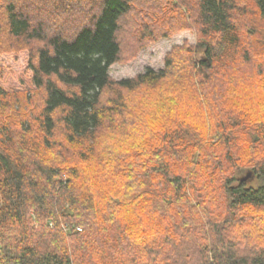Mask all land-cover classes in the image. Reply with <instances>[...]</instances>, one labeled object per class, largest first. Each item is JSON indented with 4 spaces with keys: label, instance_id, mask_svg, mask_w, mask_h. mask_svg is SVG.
<instances>
[{
    "label": "trees",
    "instance_id": "trees-1",
    "mask_svg": "<svg viewBox=\"0 0 264 264\" xmlns=\"http://www.w3.org/2000/svg\"><path fill=\"white\" fill-rule=\"evenodd\" d=\"M241 1L0 0V51L43 43L27 112L7 115L0 88V264H264V49L253 64ZM244 1L264 22V0ZM143 12L197 43L114 82L120 36L162 37ZM231 58L252 76L236 79ZM139 90L141 129L167 142L107 148L104 121Z\"/></svg>",
    "mask_w": 264,
    "mask_h": 264
},
{
    "label": "rangeland",
    "instance_id": "rangeland-1",
    "mask_svg": "<svg viewBox=\"0 0 264 264\" xmlns=\"http://www.w3.org/2000/svg\"><path fill=\"white\" fill-rule=\"evenodd\" d=\"M239 5V12L240 14L242 13L240 19L241 26H244L246 29L251 28L260 35L253 38V46L248 47L250 54H253L251 61L255 64L254 59L256 56L263 59L261 52L264 49V45L263 43L260 44L257 40H260L264 35V22L258 18L250 2L246 4V1L242 0ZM144 15V12L138 15L140 21H143L152 28L153 35L160 34L162 37H158L154 40L151 38L147 39L142 36L140 30H137L135 34L133 33V37L138 40L137 42L131 41L130 37L126 34L120 36V42H122L125 53L122 52L123 56L124 54L125 56L124 59L122 58L121 62L114 64L109 69V75L114 82L133 78L143 73L148 68L154 71H160L164 68L166 56L172 52L175 47L184 48L185 45L194 46L197 43V35L193 30L182 29L162 35L161 33L164 32V25L162 24L160 28L156 21H150L149 19L144 20ZM131 18H136V16H131ZM47 29L46 33L49 34L51 26ZM128 33L131 35L132 31ZM14 44L11 48L0 51V88L7 95L5 97L6 103L3 105V108L9 116L27 112L28 104L26 101L28 99L24 98H28V96L32 97L33 92H35L29 82L30 72L28 70V61L32 59L36 48L43 43L35 42L32 44V47L25 44L24 41ZM130 47L138 49L133 57L128 55V49ZM198 57H203V54L199 53ZM226 62H228V64H226L227 68L234 73L236 79H242V77L249 78L252 76V64L248 67V64L243 62V60L241 62L238 61L237 58L226 59ZM12 94H14V98L11 99L10 104L9 97H11L10 95ZM108 94L109 93L106 92L104 93L102 99L103 103L106 102L107 98L111 97H107ZM145 95V92L143 93L142 90L128 95V101H126L127 105L123 108H118V114L113 115V117L108 116L104 121L99 140L103 138L102 143L105 146L107 145V148L127 151V148L121 146L122 141H127L132 147H136L140 145L141 142L145 141L144 149H147L149 153L152 152L156 154L160 152L159 148L162 146L163 142H167V138L164 137L159 130L148 132L141 129V118L149 115L150 110L152 111V107L150 110L144 107L145 103L143 99ZM15 98L18 99L17 102H15ZM22 99L24 100L21 101ZM32 100L37 101L35 93ZM136 105L140 108V112ZM154 112L156 113V109H154ZM133 153L136 155L138 154L136 150ZM261 237H264V232H256L252 235L253 241H261Z\"/></svg>",
    "mask_w": 264,
    "mask_h": 264
}]
</instances>
